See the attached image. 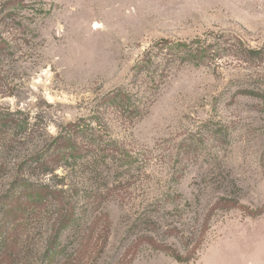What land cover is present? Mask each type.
Here are the masks:
<instances>
[{
	"label": "rangeland",
	"instance_id": "1",
	"mask_svg": "<svg viewBox=\"0 0 264 264\" xmlns=\"http://www.w3.org/2000/svg\"><path fill=\"white\" fill-rule=\"evenodd\" d=\"M222 32L262 46L264 0H0V109L28 111L53 134L98 109L128 153L127 182L102 204L82 264H264V95L243 92L264 87V65L177 63L164 81L135 68L160 38ZM123 85L140 116L99 104ZM45 222L22 221L33 253L15 264L41 263ZM141 231L169 249L142 242L127 253ZM197 244L189 262L173 256Z\"/></svg>",
	"mask_w": 264,
	"mask_h": 264
},
{
	"label": "trees",
	"instance_id": "2",
	"mask_svg": "<svg viewBox=\"0 0 264 264\" xmlns=\"http://www.w3.org/2000/svg\"><path fill=\"white\" fill-rule=\"evenodd\" d=\"M16 6L11 3L5 8L3 22L13 21L11 14ZM225 57L261 67L264 44L252 47L226 32L192 39L163 37L150 46L135 68L164 81L177 63L219 67ZM243 92L264 95V87ZM99 104L132 118L143 110L142 100L136 99L133 88L127 85L109 91ZM129 168L127 151L108 133L107 122L98 109L58 125L56 134L49 124L28 111L0 109V179L7 186L0 194V215L4 218L0 224V264H15L18 258L28 259L33 253L30 234L21 231L22 221L31 215L45 219L50 233L40 264H82L93 237L100 235L99 222L106 215L101 211L102 204L127 182L123 176ZM233 202L230 206L239 204L238 199ZM138 221L152 222L149 215L140 216ZM67 231L74 238L63 241ZM133 242L127 251L131 255L142 242L158 250L169 249L144 231ZM198 246L189 249L187 256H173L187 263Z\"/></svg>",
	"mask_w": 264,
	"mask_h": 264
}]
</instances>
